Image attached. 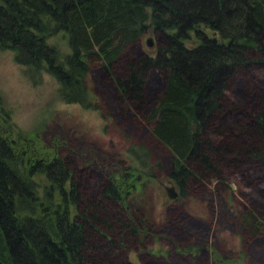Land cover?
<instances>
[{"label": "trees", "instance_id": "trees-1", "mask_svg": "<svg viewBox=\"0 0 264 264\" xmlns=\"http://www.w3.org/2000/svg\"><path fill=\"white\" fill-rule=\"evenodd\" d=\"M149 29L153 53L138 54ZM59 33L66 56L48 42ZM0 51L12 52L33 83L47 73L64 102L87 109L97 108L91 66L109 78L120 59L114 84L138 111L146 89L160 90L144 119L172 156L168 176L180 195L239 177L254 205L239 225L244 236L264 238V0H0ZM8 135L0 129V264H130L127 247L149 236L133 214L121 215L136 170L106 171L99 181L91 160L76 172L68 152L55 150L59 142L43 154ZM214 252L213 262L236 264Z\"/></svg>", "mask_w": 264, "mask_h": 264}, {"label": "rangeland", "instance_id": "rangeland-1", "mask_svg": "<svg viewBox=\"0 0 264 264\" xmlns=\"http://www.w3.org/2000/svg\"><path fill=\"white\" fill-rule=\"evenodd\" d=\"M199 29L215 36L203 26ZM149 37L155 41L152 29L131 49L138 54L153 53L155 42L152 47L146 45ZM48 42L58 47L61 56L69 53L63 33ZM193 45V41L186 43ZM110 69L107 78L105 71L91 66L87 85L97 108L87 109L64 102L57 81L47 73L41 74L39 83H33L24 67L14 61L12 52L0 51V129L9 132L12 139L21 135L43 154L59 142L55 150L62 155L68 152L76 172L91 160L89 168L98 174L99 181L106 171L118 172L128 166L136 170L138 178L133 179L136 184L127 198L126 214L121 215L133 214L137 223L149 228V236L127 247L128 263L217 264L211 258L215 251L236 264H264V238L244 236L238 222L241 213L254 206L252 187L230 176L196 185L187 189L185 196L180 195L177 183L168 176L172 156L149 135L144 119L160 90L152 94L146 89L147 103L138 111L114 84L122 74L120 59ZM132 147H139L140 155L133 157L129 152ZM34 178L46 183L43 177ZM170 186L174 198L167 195ZM185 250L192 252L184 254Z\"/></svg>", "mask_w": 264, "mask_h": 264}, {"label": "water", "instance_id": "water-1", "mask_svg": "<svg viewBox=\"0 0 264 264\" xmlns=\"http://www.w3.org/2000/svg\"><path fill=\"white\" fill-rule=\"evenodd\" d=\"M154 44V41L151 37H149L146 41V45L148 47H152ZM167 195L169 198H174L176 196V194L174 193V189L172 186H170V188H167Z\"/></svg>", "mask_w": 264, "mask_h": 264}]
</instances>
